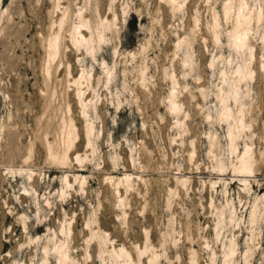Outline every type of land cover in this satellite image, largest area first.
Here are the masks:
<instances>
[{
    "label": "rangeland",
    "instance_id": "rangeland-1",
    "mask_svg": "<svg viewBox=\"0 0 264 264\" xmlns=\"http://www.w3.org/2000/svg\"><path fill=\"white\" fill-rule=\"evenodd\" d=\"M64 249L264 264V0H0V264Z\"/></svg>",
    "mask_w": 264,
    "mask_h": 264
},
{
    "label": "bare ground",
    "instance_id": "bare-ground-1",
    "mask_svg": "<svg viewBox=\"0 0 264 264\" xmlns=\"http://www.w3.org/2000/svg\"><path fill=\"white\" fill-rule=\"evenodd\" d=\"M242 10V9H241ZM240 10V11H241ZM241 14H242V11H241V13H240V17H241ZM239 17V18H240ZM240 24H241V19H239V22H238V25L236 26V28H235V31H234V38H235V43L236 44H239V45H245L247 42V39H245V31L243 32V33H239V26H240ZM245 30H247V28H245ZM84 39V38H83ZM54 48V47H53ZM54 49H56V48H54ZM54 51V50H53ZM241 70H239V72H240ZM251 73H252V71H251ZM54 144V143H53ZM52 144V145H53ZM50 145V144H49ZM53 150L51 151V153L53 154ZM248 150L243 154V156H242V159H243V161H242V165H241V167L244 169V170H247V169H251L252 168V165H251V163H249L248 161H247V159H246V157L248 156ZM51 156H53V155H51ZM128 180V179H127ZM61 248V247H60ZM60 257H61V262L63 263V264H66L67 263V260L69 259V253H68V251L67 250H61L60 251Z\"/></svg>",
    "mask_w": 264,
    "mask_h": 264
}]
</instances>
